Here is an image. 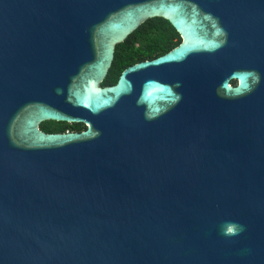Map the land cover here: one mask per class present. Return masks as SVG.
Segmentation results:
<instances>
[{
	"label": "water",
	"instance_id": "1",
	"mask_svg": "<svg viewBox=\"0 0 264 264\" xmlns=\"http://www.w3.org/2000/svg\"><path fill=\"white\" fill-rule=\"evenodd\" d=\"M0 264H264V0H0Z\"/></svg>",
	"mask_w": 264,
	"mask_h": 264
},
{
	"label": "trees",
	"instance_id": "2",
	"mask_svg": "<svg viewBox=\"0 0 264 264\" xmlns=\"http://www.w3.org/2000/svg\"><path fill=\"white\" fill-rule=\"evenodd\" d=\"M181 41L180 34L171 22L162 17L148 19L130 36L116 46L115 58L104 84L115 83L124 68L143 59L159 56ZM47 132H65L83 130L84 123H68L64 121H45L41 124Z\"/></svg>",
	"mask_w": 264,
	"mask_h": 264
},
{
	"label": "flooded vegetation",
	"instance_id": "3",
	"mask_svg": "<svg viewBox=\"0 0 264 264\" xmlns=\"http://www.w3.org/2000/svg\"><path fill=\"white\" fill-rule=\"evenodd\" d=\"M143 60H145V59H143ZM139 61H141V60H139Z\"/></svg>",
	"mask_w": 264,
	"mask_h": 264
}]
</instances>
